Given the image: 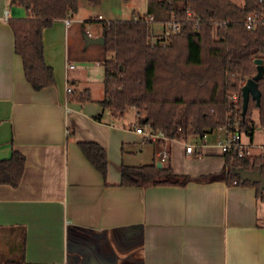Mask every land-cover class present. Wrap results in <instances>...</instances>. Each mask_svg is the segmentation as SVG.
I'll use <instances>...</instances> for the list:
<instances>
[{"label":"crops","instance_id":"crops-1","mask_svg":"<svg viewBox=\"0 0 264 264\" xmlns=\"http://www.w3.org/2000/svg\"><path fill=\"white\" fill-rule=\"evenodd\" d=\"M141 1L145 14L138 12ZM152 1L130 0L128 9L122 0H103L97 6L81 0L69 19L88 23L91 36L100 37L104 22L126 20L122 17L128 13L145 17ZM155 11L160 19L154 23L160 26L151 28L152 39L163 34L170 18L157 6ZM27 16L26 8L0 0V159L11 157L14 150L26 156L20 185H0V229H6L0 237V254L5 253L1 264L9 259L21 264H264V200L255 187L224 180L121 184L122 165L158 163L164 147L170 152L165 164L176 173H220L226 163L219 146L225 128L214 139L207 134L194 153L186 147L195 137L164 144L131 140L127 131L105 118L109 110L99 103L105 96L104 60L83 56L79 46L71 48L81 33H71L67 18L56 20L43 34L56 82L35 90L15 52L10 26L11 19ZM98 81L103 94L95 97L91 91ZM85 91L89 100L73 98ZM125 113L117 117L111 112L115 119ZM255 131L253 138L242 141L254 156H263L264 148L254 147ZM81 141L106 149V178L84 155ZM139 151L143 153L136 157Z\"/></svg>","mask_w":264,"mask_h":264},{"label":"trees","instance_id":"trees-1","mask_svg":"<svg viewBox=\"0 0 264 264\" xmlns=\"http://www.w3.org/2000/svg\"><path fill=\"white\" fill-rule=\"evenodd\" d=\"M80 1L11 0L28 12L26 18L11 19L10 26L15 35V52L21 56L26 78L35 90L56 82L54 68L46 61L45 29L56 20L77 13ZM87 1L97 6L103 0ZM155 6L181 21L180 33L152 41L151 23L145 18L104 22L103 48L109 57L103 61L105 96L99 101L101 106L117 117L133 107L141 124L162 131L169 140L202 139L215 129L235 123H239L240 132L253 138L255 108L264 124V78L259 81L260 105L251 99L244 117L242 87L257 73L255 59L264 60V23L250 30L244 21L250 13L261 12L262 4L259 0H243L242 4L237 0H154L149 4L147 16L159 21ZM187 10L201 18L199 29L187 21ZM232 93L238 94L237 103L230 99ZM73 98L85 101L90 96L85 91ZM158 142L164 144L166 140ZM79 146L106 178L109 165L106 149L93 141H81ZM25 166L26 156L17 150L11 157L0 159V185L18 187ZM238 167L264 170V155L234 160L228 155L223 171L199 177L176 173L170 165L161 168L157 163L122 165L121 184L186 185L192 180H224L228 185L253 186L257 196L264 200V191L258 183L243 181L233 172ZM21 263L9 259L3 264Z\"/></svg>","mask_w":264,"mask_h":264},{"label":"built area","instance_id":"built-area-1","mask_svg":"<svg viewBox=\"0 0 264 264\" xmlns=\"http://www.w3.org/2000/svg\"><path fill=\"white\" fill-rule=\"evenodd\" d=\"M259 2L262 4V11L261 12H255L250 13L244 23L247 29L253 30L255 29L259 24L264 23V0H259ZM187 14V21H191L196 29L200 28V24L202 22L201 18L196 16L191 10L186 11ZM8 15V12H7ZM100 18H102L100 16ZM139 18H145L147 22L154 23V17L152 16H145V17H139ZM137 18V19H139ZM71 20L69 18L66 19V24L70 25ZM182 30V23L180 20H177L174 16H172L170 19L164 22V32L160 36H153L152 41H155L157 38L162 37H169L171 34L180 33ZM91 35V33H89ZM70 67H74V65H71ZM73 89L71 87L68 88V92H72ZM230 99L234 101L235 103L238 102L239 96L237 93H232L229 95ZM136 131L143 136V140L145 141H159L160 139H164L168 141L169 139L166 137V135L162 131H156L149 125H144L143 127H136ZM225 136L224 138L219 140V146L221 148L222 153L225 157L229 155V157L234 159L244 158L247 156H254L250 150V147L246 145L242 141V132L239 130V123H235L234 125H229L225 128ZM206 136L202 138L201 140L204 141ZM202 146V142L197 144H189L186 147V151L188 153H194L195 151H199ZM160 161L162 163H165L169 160L170 152L168 148L164 147L159 152Z\"/></svg>","mask_w":264,"mask_h":264},{"label":"rangeland","instance_id":"rangeland-1","mask_svg":"<svg viewBox=\"0 0 264 264\" xmlns=\"http://www.w3.org/2000/svg\"><path fill=\"white\" fill-rule=\"evenodd\" d=\"M121 1V0H120ZM237 2H239L240 4L243 3V0H237ZM122 3H124L125 5H128V9L129 7L131 6V4H129L128 2H125V1H122ZM139 11L140 12L139 14H145V7H144V4L142 5V1L140 2V5H139ZM131 13H128V15H125L127 17H122V18H125V19H135L134 15H130ZM73 18V16H72ZM74 20V19H72ZM91 21V20H90ZM72 25H71V28H70V31L71 33H74L73 31H75V29H79L80 30V33H81V38H78V39H74V41L76 40V42L74 43V41H72L71 43V48L74 50L76 47H80L79 49V52L85 56V55H91V56H95L96 59L95 60H105L106 58L109 57V55L105 52V50H103L102 46H99L98 44H92V45H87L86 44V41H85V34L86 33H93L92 32V28L91 26L87 23V24H82V23H79L77 22V20H74L71 22ZM160 25L158 23H152L151 25V28H158ZM152 32V30H151ZM91 36V35H90ZM78 47V48H79ZM103 62V61H102ZM92 95L95 96V97H98V96H102L103 94V89H102V84L101 82H97L95 83V85L92 87V91H91ZM105 118L108 120V121H114L116 125H119L121 126L120 128L123 129V131H127L129 133V136H130V139L133 140V141H142L143 140V136L141 135L139 137V135L137 134V131H136V127H143L144 125L141 124L137 119H136V111H135V108L131 107L127 110V112L125 113V116L122 117V118H114L113 115L111 114V112L109 111H106L105 112ZM253 120L255 121V144H254V147L256 148H259V149H263L264 148V124L261 122L260 120V114H259V110L258 108H255L253 110ZM222 133H224V130L223 128H218V129H215L213 132H211V134H209V137L210 139H214L216 138L217 136H219L220 134L222 135ZM242 139L243 141H247L249 140V136L246 134V133H243L242 134ZM196 140H198L199 142H196ZM200 138H195L193 139L192 144H196V143H200ZM142 145H146V146H149V142H145V144H142ZM146 149H149V148H146ZM145 149V150H146ZM251 152H254L252 149H251ZM143 152H138L136 154V157H141ZM145 153V152H144ZM142 162V161H141ZM165 164V163H164ZM166 165V164H165ZM2 236H6V229L3 230V229H0V237ZM4 245L0 243V247H3ZM5 253L2 252L0 254V258H2V256L4 255ZM0 264H1V260H0Z\"/></svg>","mask_w":264,"mask_h":264},{"label":"water","instance_id":"water-1","mask_svg":"<svg viewBox=\"0 0 264 264\" xmlns=\"http://www.w3.org/2000/svg\"><path fill=\"white\" fill-rule=\"evenodd\" d=\"M105 34V31H104ZM86 44H98L105 45V36L102 35L100 37L90 36L88 33L85 35ZM255 64L257 65V73L247 79L246 83L242 87V97H243V105H242V115L243 117L246 115L249 102L251 99L257 102V105H260L262 92L259 87V81L264 78V60L262 58L255 59ZM157 167H162V162L159 161L157 163ZM234 173L240 175L243 181H251L254 183H258L260 185L261 190L264 191V170L259 168L258 170H246L244 168L238 167L234 168Z\"/></svg>","mask_w":264,"mask_h":264}]
</instances>
